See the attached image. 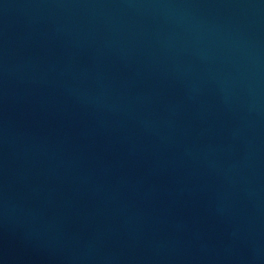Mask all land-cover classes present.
<instances>
[{
    "label": "water",
    "instance_id": "1",
    "mask_svg": "<svg viewBox=\"0 0 264 264\" xmlns=\"http://www.w3.org/2000/svg\"><path fill=\"white\" fill-rule=\"evenodd\" d=\"M0 264H264V0H0Z\"/></svg>",
    "mask_w": 264,
    "mask_h": 264
}]
</instances>
